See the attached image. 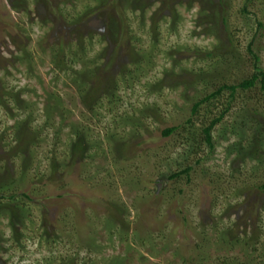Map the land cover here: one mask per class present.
Segmentation results:
<instances>
[{"label":"rangeland","instance_id":"obj_1","mask_svg":"<svg viewBox=\"0 0 264 264\" xmlns=\"http://www.w3.org/2000/svg\"><path fill=\"white\" fill-rule=\"evenodd\" d=\"M256 68L264 0H0V264H264Z\"/></svg>","mask_w":264,"mask_h":264},{"label":"trees","instance_id":"obj_2","mask_svg":"<svg viewBox=\"0 0 264 264\" xmlns=\"http://www.w3.org/2000/svg\"><path fill=\"white\" fill-rule=\"evenodd\" d=\"M261 26H263L261 24ZM114 27V26H113ZM207 56L210 57L211 53H207ZM255 59L258 61L259 57L255 56ZM257 67V66H256ZM257 69V72L252 76L251 79L249 80H244L241 84H239L238 86L234 85V86H229V85H223L221 87L218 88V90L212 94L211 96H209L208 98H206L205 100H203L202 102H199L195 108H194V112H197L198 108L201 106L202 103H204L205 101H208L209 99H213L216 98L217 96H220L224 91H231V96L234 98L235 93L238 89H242V90H249L252 89L254 87H256L257 85L260 86V90L262 91V93L264 94V70H262L261 68ZM224 117V114L217 118L216 120H214V122L210 125V127H208L205 130V135H206V140L208 141L209 144H211V147H213L212 145V131L214 129V127L220 123L222 121ZM177 130V128H171L165 131V136H170L172 135L175 131ZM191 172V168H188L187 170L180 172L178 174H175L173 177L174 178H178L180 175H189V173ZM262 188H264V185L262 186Z\"/></svg>","mask_w":264,"mask_h":264}]
</instances>
